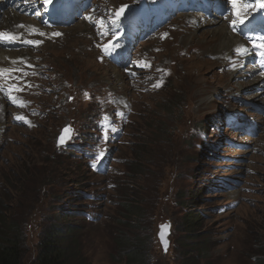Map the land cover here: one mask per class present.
<instances>
[{
	"label": "rangeland",
	"instance_id": "1",
	"mask_svg": "<svg viewBox=\"0 0 264 264\" xmlns=\"http://www.w3.org/2000/svg\"><path fill=\"white\" fill-rule=\"evenodd\" d=\"M84 2L81 19L24 36L40 41L49 34L38 49L18 40L31 30L22 18L12 26L2 21L17 8L1 10L0 31L17 39L0 41V220L16 226L24 264L56 222L75 226L86 264H127L119 246L141 242L145 264L264 263V94L246 77L250 65L234 75L222 64L241 65L232 36L245 42L237 27L259 15L264 0H237L235 8L231 0L64 5ZM124 3L131 12L116 18ZM33 16L37 26L50 17L40 8ZM59 31L61 38H50ZM109 47L127 54L128 64L114 66ZM33 76L44 82L39 96ZM224 109L236 110L232 126L244 115L238 131L221 127ZM66 125L71 137L56 148ZM153 129L159 138L141 158ZM189 212L198 215L194 227L186 226ZM162 225L170 228L166 250L158 243Z\"/></svg>",
	"mask_w": 264,
	"mask_h": 264
},
{
	"label": "trees",
	"instance_id": "2",
	"mask_svg": "<svg viewBox=\"0 0 264 264\" xmlns=\"http://www.w3.org/2000/svg\"><path fill=\"white\" fill-rule=\"evenodd\" d=\"M150 138L143 140V153L149 150L150 143L157 142L159 136L156 134V129H153ZM146 145V146H145ZM141 172V170H140ZM126 212H131L132 206L125 205ZM137 209V208H135ZM133 216H138L140 213L134 210ZM1 218V217H0ZM187 227H194L198 220V215L195 212L186 214ZM4 222L0 220V264H24L23 254L20 243V235H18L16 226L6 228ZM14 228V229H13ZM15 231V232H14ZM75 226L69 223H58L46 229L41 238H39L37 245V253L32 262L29 264H86V262L79 256L77 246L74 240ZM125 238V237H123ZM125 242L124 239H121ZM119 251L123 250L121 257L127 259V264H145L144 249L142 242L133 247L119 246ZM127 253V254H124ZM184 264H196L192 261H184ZM260 264H264L260 262Z\"/></svg>",
	"mask_w": 264,
	"mask_h": 264
},
{
	"label": "bare ground",
	"instance_id": "3",
	"mask_svg": "<svg viewBox=\"0 0 264 264\" xmlns=\"http://www.w3.org/2000/svg\"><path fill=\"white\" fill-rule=\"evenodd\" d=\"M4 1L5 0H0V5L2 6L3 4H4ZM49 7L50 8H53V7H56L57 8V11H59L60 10V6H58V5H54V6H52V4H49ZM32 7H28L27 5H25V3L24 4H22L21 6H19V9L21 10V13L19 12L18 13V15L20 16L21 14H23V12H28L30 9H31ZM63 14H64V12H63V10L60 12V13H57L56 14V16H60V17H62L63 16ZM19 16H17L15 13H13L12 11H11V14L9 15V16H7V18L6 19H2V21H7L8 20V22H11V21H13L14 20V22L15 21H17L16 20V18L18 19V18H21V17H19ZM23 19L21 20V21H25L26 23H29V24H32L33 26H34V28H38V29H36V31L37 30H53V29H60V28H62V27H64L63 25H62V22L61 23H56V22H52V24L50 23V25L48 26V27H44L43 26V23L45 22V21H43L44 19L43 18H41L40 20L41 21H43V22H40V21H37V23H39V25L40 26H37L34 22H32V21H30L31 19H29L28 18V15H25L24 17H22ZM25 19V20H24ZM223 19V18H222ZM215 22L216 21H219L218 19H216V20H214ZM3 23V22H2ZM7 23V22H6ZM5 23V24H6ZM12 23V22H11ZM13 25H14V23H13ZM6 26H8V25H6ZM43 28V29H42ZM226 29V31H227V28H225ZM5 30H6V28H5ZM58 30H56V31H58ZM4 31V30H3ZM55 31V32H56ZM190 31V30H189ZM192 31V30H191ZM12 34H15V32L14 31H10ZM228 32V31H227ZM229 33V32H228ZM230 34V33H229ZM19 35V34H18ZM232 36V35H231ZM57 37H62V36H60V35H54V33H52V35H50V38H52V39H56ZM233 37V39L237 42V43H239V45L237 46V47H239V51H240V53L242 54V55H244V57H249L250 56V54H251V48L250 47H247L246 45H243V44H241L240 43V41L239 40H237L234 36H232ZM224 38V37H223ZM222 40V39H221ZM32 41H35V40H32ZM57 41H58V39H57ZM57 41L55 42V44H58L57 43ZM63 41V40H62ZM211 42V41H210ZM28 43V42H27ZM185 43V42H184ZM229 45V44H228ZM27 46H29L30 47V44H27ZM204 46V45H203ZM233 45L231 44V46L230 47H232ZM37 49L38 48H40L41 47V40H40V43L39 44H37ZM174 48V47H173ZM207 48V47H206ZM206 48H203L202 50H201V52H202V54H203V52H205V50H206ZM208 48H210V47H208ZM230 49V48H229ZM233 51V50H232ZM2 52V51H1ZM165 52V51H164ZM225 52V51H224ZM236 54H238V53H236ZM114 55H119V56H122V53H119V52H117L115 49H114ZM161 55V54H160ZM197 55V54H196ZM200 56V55H199ZM227 56V55H226ZM4 57V56H3ZM196 57V56H195ZM0 58H2V57H0ZM13 58V57H12ZM193 58V57H192ZM228 58V57H227ZM184 59H186V58H184ZM183 59V60H184ZM202 59V58H201ZM218 59V58H217ZM182 60V61H183ZM191 60V59H190ZM194 61V60H193ZM12 62V61H11ZM111 62L113 63V65L115 66V65H117V63L113 60H111ZM169 62V61H168ZM202 62V61H201ZM179 63V62H178ZM186 63V62H185ZM237 63V62H236ZM210 64V63H209ZM21 65V64H20ZM190 65V64H189ZM201 65V64H200ZM205 65V64H204ZM235 65V64H234ZM226 66H228V67H230L231 66V63L230 62H227L226 63ZM34 67H35V64L34 63H32V64H28V65H26L25 66V70L27 69V68H29L31 71L34 69ZM191 67V66H190ZM165 68V67H164ZM191 68H193V67H191ZM203 68V67H202ZM29 71V70H28ZM223 71V70H222ZM195 72V71H194ZM187 74H189V73H187ZM16 76V75H15ZM29 76V75H28ZM25 79V78H24ZM194 79V78H193ZM9 81H10V85H12L13 86V83L11 82V81H13L14 82V76H13V74H12V72L10 73V76H9ZM262 82V81H261ZM30 85V84H29ZM32 85V84H31ZM137 85V84H136ZM140 87V86H139ZM138 87V88H139ZM136 88V87H135ZM188 88V87H187ZM12 90H13V88H12ZM138 90V89H137ZM139 90H141V89H139ZM15 93H16V91H15ZM11 95H9V97H12L13 98V92H11L10 93ZM140 102V101H139Z\"/></svg>",
	"mask_w": 264,
	"mask_h": 264
},
{
	"label": "snow or ice",
	"instance_id": "4",
	"mask_svg": "<svg viewBox=\"0 0 264 264\" xmlns=\"http://www.w3.org/2000/svg\"><path fill=\"white\" fill-rule=\"evenodd\" d=\"M44 2L47 4V3H50L51 0H44ZM231 3L233 5V7L235 8L237 6V0H231ZM127 7V6H122L116 13L117 15V18L120 16V14L123 13L124 11V8ZM259 7L264 9V2H259ZM241 23H243V20L240 21ZM233 25L236 24V21L233 20L232 21ZM19 27H24V25H19ZM40 35H43V33H41ZM54 35H60L59 33H54ZM17 39V36L15 34H12V33H9V32H5V31H0V41H4V40H15ZM28 43L30 44H39L40 41H27ZM256 47H261V48H264V43H261V44H258V45H255ZM239 51V49H238ZM262 55H264V53H262ZM5 70L3 69H0V73H3ZM17 119H22L21 117H16ZM69 131L68 129H65V132ZM63 141V137L61 138V142ZM100 155H102V153H100L98 156H97V159L100 158ZM168 227V225H162L161 226V241L162 243L164 244L165 246V250L167 249V243L166 241L164 240V233H165V230L166 228Z\"/></svg>",
	"mask_w": 264,
	"mask_h": 264
},
{
	"label": "water",
	"instance_id": "5",
	"mask_svg": "<svg viewBox=\"0 0 264 264\" xmlns=\"http://www.w3.org/2000/svg\"><path fill=\"white\" fill-rule=\"evenodd\" d=\"M130 9H131L130 6L125 7L123 13L120 14V15L125 14V13L128 12ZM65 129H67V128H63L62 133H61V135H60L59 138H58V141H57V147L60 146V145H64L65 142H66V141L69 139V137H70V131L65 132ZM62 137H63V141L61 142V138H62ZM168 233H169V230H168V228H166L165 233H164V240H165L166 243H167V247H168V240H167ZM158 236H159V239H160V243H161V245H162V248L165 250V246H164V244H163L162 241H161V230H160V233L158 234Z\"/></svg>",
	"mask_w": 264,
	"mask_h": 264
}]
</instances>
